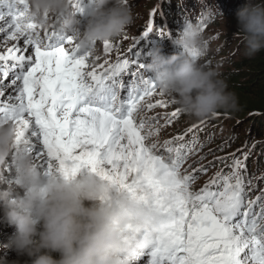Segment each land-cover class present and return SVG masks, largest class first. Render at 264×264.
<instances>
[{"label": "snow or ice", "instance_id": "6c2138e0", "mask_svg": "<svg viewBox=\"0 0 264 264\" xmlns=\"http://www.w3.org/2000/svg\"><path fill=\"white\" fill-rule=\"evenodd\" d=\"M91 6V0H72L71 10L86 18ZM26 12L0 0V23L9 18L0 43L17 42L0 54V122L15 125L29 154L44 158L43 172L65 179L94 175L157 215L158 227L125 230V240L140 248L137 264L145 255L148 264H264V194L252 197L246 163L233 160L231 171L222 169L210 185L192 191L199 177L184 165L198 142L177 144L181 135L151 143L178 113L163 124L164 117L145 118L168 105L149 102L159 90L151 77H136L145 69L142 58L134 53L135 64L125 58L86 71L90 53L55 29L40 39ZM151 31L149 24L144 35Z\"/></svg>", "mask_w": 264, "mask_h": 264}, {"label": "clouds", "instance_id": "9594fccd", "mask_svg": "<svg viewBox=\"0 0 264 264\" xmlns=\"http://www.w3.org/2000/svg\"><path fill=\"white\" fill-rule=\"evenodd\" d=\"M139 1L129 4V0H91L86 18H81L71 11L72 0H10L16 7L26 8L27 19L40 30H48L52 21L58 18L61 21L58 25L60 35L74 39L75 46L88 53L96 46L110 45L125 33L133 24L134 12L130 10ZM190 1L195 4V11L186 15L182 23L175 24L176 33H171L173 47L180 50L179 54L166 56L163 48L158 49L145 68L156 82L160 95L172 98L174 103L170 105L163 100L168 107L149 113L156 117L166 115V119L161 120L163 124L167 123L172 112L180 111V116L172 118V123L177 122L185 129L175 136H184V130L219 116L217 113L238 110L237 98L228 92L222 81L224 74L235 67L232 49L226 52L223 47L224 44L230 45L232 39L225 35L221 41L209 42L211 39L196 29L203 22L208 8L216 9L208 3L214 5L217 2L218 9L225 4L229 10L225 9L227 13L223 17H236L248 57L264 51V6L261 0H162L165 15L182 8L191 10ZM221 18L211 21L206 31L223 22ZM186 24L188 28L178 34L180 26ZM157 37L155 39H165L164 34ZM204 50L208 54L198 60L206 70L197 60ZM217 52L218 55L213 57ZM100 53L107 55L105 50ZM258 116L261 115L254 113L248 118L255 121ZM239 119L231 118L230 125L231 122L236 127L241 125ZM249 127H242L247 131L246 136L251 134ZM235 130L237 135L232 132L228 143L237 140L238 146H245L238 141V138L246 137L245 133L238 127ZM164 132L162 128L161 133ZM253 138L261 140L257 136ZM210 139L211 136L207 142ZM23 141L15 125L0 122V169L11 163L12 167L5 171L7 177L13 172L3 182L10 188L0 186V227L14 230L0 249L13 253L17 257L16 264L20 261L23 264H137L140 248L134 247L133 240H125V230L130 225L138 232L158 227L160 218L94 175L81 174L75 179L46 175L41 167L44 158L30 155ZM262 146L264 148V143ZM239 149L235 146L230 152ZM1 259L0 264H12L11 258L0 256Z\"/></svg>", "mask_w": 264, "mask_h": 264}, {"label": "rangeland", "instance_id": "374dc122", "mask_svg": "<svg viewBox=\"0 0 264 264\" xmlns=\"http://www.w3.org/2000/svg\"><path fill=\"white\" fill-rule=\"evenodd\" d=\"M137 0H129V4L134 3ZM162 0H160V3ZM148 4V0H140L137 5L131 8L130 11L134 12L133 16L136 19L139 20V22L133 24V30L126 35L127 42L130 41V39H133L136 37L137 33H144L147 29L149 24H152L153 18L147 20V15H144L142 11H146V8H150L151 6L146 7ZM264 2H262L263 6ZM146 7V8H145ZM134 8H137L136 10ZM221 22L218 25H215L210 30L205 31V36L207 38H210L211 40L209 42L222 40V38L225 37V35H228V38H231L230 45L224 44L223 47L226 52L233 51L234 53V64L239 62L240 59H243L246 57V45L243 42L240 32L237 30V26L235 25V20L233 21L232 18H225L221 20ZM226 39V38H225ZM220 43V42H219ZM217 45V44H214ZM222 49V46H221ZM218 52L213 55V57L217 56ZM210 56H206L205 58H209ZM211 59V57H210ZM92 62V61H91ZM232 71V70H231ZM159 102V100L157 101ZM167 104L173 105V100H167ZM174 112L178 113V116H180V111L175 110ZM164 116V115H163ZM234 118L233 116L227 117V116H214L212 118H209L207 120H203L198 122L197 124H207V130L209 129L212 131L211 139L208 141L206 145H204L203 151H200V148L196 147L195 152L193 155L189 158L188 163L184 165V169L188 170L189 172H194L196 176L199 177L198 181L195 183V185L192 188V191L199 192L201 189L205 188L206 185H210L211 182L214 180L215 172L213 170H216L218 167H222L225 165H231L232 161L240 158L241 161L244 162L243 159V150L244 149H250L249 145L253 143V140L246 139V145L245 146H238V142L233 141L229 142V136L232 135V132H234V135L236 133L237 127H249L252 125H255L254 119H249L248 117H245V120H241V125H235L234 122H231L230 125V119ZM238 121V117H236ZM185 121V120H183ZM229 126V127H228ZM211 128V129H210ZM185 129L182 125H180L177 122H174L171 124L170 127H165L164 133H161L160 136L151 143H159L160 145H164L167 141H172L175 138V133L180 132L181 130ZM246 130H244L245 133ZM261 139L260 142L264 143V137L259 138ZM240 143H243L242 141H239ZM223 143V144H222ZM222 146H219V145ZM219 146V147H218ZM237 146L240 149L236 152H230L234 147ZM220 148H224L222 151H219ZM196 153H199L198 155ZM202 157H206L205 159H202ZM224 158H227V164L222 163V160ZM246 163V162H245ZM11 163L7 164L4 168L0 169V186H6L7 188H10L8 185L3 184V182L7 181L10 176L13 175V172H11L7 177V172H5V169L9 167ZM191 166V167H189ZM206 167V168H204ZM250 167H247V171ZM254 168L250 169L253 170ZM206 170V175H202L201 171ZM264 176L262 173H256L253 174V177L251 178L253 188L257 189V192H261L264 189V182L258 183V178ZM253 198H255V194H251ZM14 233L13 229H9L7 227H0V245L6 244L10 237H12ZM0 256L3 258H11L12 264H16L17 257L10 252L4 251L3 249H0ZM3 262V260H0ZM19 264H23V261H20Z\"/></svg>", "mask_w": 264, "mask_h": 264}, {"label": "trees", "instance_id": "16d2710c", "mask_svg": "<svg viewBox=\"0 0 264 264\" xmlns=\"http://www.w3.org/2000/svg\"><path fill=\"white\" fill-rule=\"evenodd\" d=\"M262 2L264 0H261ZM232 20H235L237 30L240 32L236 17L232 18ZM234 66L232 71H227L224 74L222 81L226 83L228 92L234 94L237 98L238 110L232 113L220 112L217 114L231 115L243 120L254 113L261 115L255 118L256 124L251 126V134L246 136V131L244 135L246 136L244 137L245 141L248 138L254 142L257 140L253 138L254 136L258 138L264 137V51L254 57L246 55ZM221 149L219 151H222Z\"/></svg>", "mask_w": 264, "mask_h": 264}, {"label": "bare ground", "instance_id": "6f19581e", "mask_svg": "<svg viewBox=\"0 0 264 264\" xmlns=\"http://www.w3.org/2000/svg\"><path fill=\"white\" fill-rule=\"evenodd\" d=\"M226 13L227 12H226V10L224 8H221V9H211V8H208L207 12L204 14V20L205 21H212L214 19H219V18L223 17ZM225 18L226 17H223V18H221V20H223ZM227 18H228V16H227ZM202 27L203 26H199L196 29H198L200 31V29H202ZM178 34H181V32L178 31ZM113 51H114V49L112 51H110L107 55H111L113 53ZM145 74L147 75L149 73H147V71L145 70ZM204 168H206V167H204ZM248 171L250 173H253L255 171V169H253V170L248 169Z\"/></svg>", "mask_w": 264, "mask_h": 264}]
</instances>
